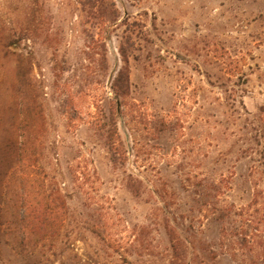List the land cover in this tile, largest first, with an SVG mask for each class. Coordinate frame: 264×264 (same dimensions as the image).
Instances as JSON below:
<instances>
[{
	"label": "rangeland",
	"instance_id": "374dc122",
	"mask_svg": "<svg viewBox=\"0 0 264 264\" xmlns=\"http://www.w3.org/2000/svg\"><path fill=\"white\" fill-rule=\"evenodd\" d=\"M0 264H264V0H0Z\"/></svg>",
	"mask_w": 264,
	"mask_h": 264
},
{
	"label": "trees",
	"instance_id": "16d2710c",
	"mask_svg": "<svg viewBox=\"0 0 264 264\" xmlns=\"http://www.w3.org/2000/svg\"><path fill=\"white\" fill-rule=\"evenodd\" d=\"M119 78H123L124 80H126V77H123V73L120 71L119 72V74H118V77H117V79H119ZM116 95H124L125 94V91L124 90H122L121 88H116ZM117 135V133H116V130L114 129L113 131H111L110 133H109V139H110V142L113 144L114 142H115V140H116V136ZM121 143L120 142H118L117 143V145L119 146ZM46 213L45 214H50V212H52V210L49 208V207H47V209H46V211H45ZM172 247L174 248V250H177V248H178V243H172Z\"/></svg>",
	"mask_w": 264,
	"mask_h": 264
}]
</instances>
